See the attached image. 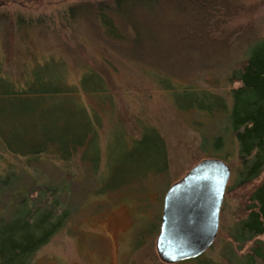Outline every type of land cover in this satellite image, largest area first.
I'll use <instances>...</instances> for the list:
<instances>
[{
    "label": "trees",
    "instance_id": "1",
    "mask_svg": "<svg viewBox=\"0 0 264 264\" xmlns=\"http://www.w3.org/2000/svg\"><path fill=\"white\" fill-rule=\"evenodd\" d=\"M166 1L165 5H174L181 14L180 20L171 24L160 20L157 13L163 7L161 0H74L58 16L64 24L88 20L86 29L103 37L104 41L94 39L103 45L96 58L104 66L106 61L104 70L118 71L116 62L109 58H121L136 69L145 68V73L169 94L176 109L224 117L226 126L221 133L234 148L238 161L234 186L228 188L237 193L239 211L232 232L224 235L233 250L227 246L229 251L225 247L216 257L208 256L212 242L195 257L169 262L159 257L154 243L156 262L264 264V32L256 23L229 28V0ZM18 20V28L35 27L34 22L21 25L20 20L26 19ZM42 28L46 26L37 27ZM161 32L164 37L171 36V46L178 48L175 51L181 50L177 54L171 50V62L190 67L185 78L192 83L179 85L178 79L174 81L176 74L162 66L160 60L170 55L162 53L166 52V39H162ZM181 33L186 36L184 47L180 45ZM1 43L0 26V163L9 159L0 168V264H30L36 251L65 225L72 207L70 202L60 203L59 198H68L73 191L67 174L68 179L63 176L59 183L53 179L28 182L25 175L42 171L44 162L64 172L78 165L85 168L91 193L121 192L148 176L162 175L169 159L162 135L148 125L134 136L115 124L103 143L101 112L112 107L114 95L109 80L97 68L86 65L75 81H68L66 62L51 56L31 63L18 78H12L4 68ZM237 45L243 50L240 59L230 64L220 61ZM199 62L206 68L213 65L214 72L226 73L224 90L194 85L200 78L188 76ZM116 129L118 135L114 137ZM213 135L204 137L206 156L193 165L203 158L217 157L213 144L221 146L222 136L215 139ZM4 196L7 202L2 203Z\"/></svg>",
    "mask_w": 264,
    "mask_h": 264
},
{
    "label": "rangeland",
    "instance_id": "2",
    "mask_svg": "<svg viewBox=\"0 0 264 264\" xmlns=\"http://www.w3.org/2000/svg\"><path fill=\"white\" fill-rule=\"evenodd\" d=\"M73 1L0 0L1 55L6 72H9L12 78H18L31 63L51 56L66 62L69 70L68 81H75L80 70L86 65L97 68L109 80L114 95L112 107L101 112L100 133L103 143L113 132L115 124L121 125L125 134L134 136L139 135L143 125L154 127L165 141L169 166L164 174L148 176L143 182L128 186L126 191L123 189L121 192L97 194L89 191L91 181L84 173L85 168L82 169L83 167L78 165L71 166L69 171L64 172L59 171L55 164L44 162L43 166H40L42 171H35L31 176L25 175L24 178L28 182L37 183L47 180L51 182L52 179L59 183L61 177L67 179L71 177L70 190L73 191L68 198L65 195L59 198L60 203L70 202L72 207L65 225L36 251L30 264H160L156 262L154 243L164 192L167 186L177 181L198 159L206 156L202 147L204 137H210L212 134L215 139L219 135L222 136L219 140L221 146H216L217 142L213 146L214 150L217 149L216 158L225 161L229 166L230 175L219 212L218 233L207 254L216 257L217 252H222L225 247V250L229 251L227 246L230 245L225 242L224 235L226 237L228 231L232 230L235 215L239 211V202L237 203L235 197L237 193L233 188L229 189L234 186L238 161L234 148L225 141L221 133L225 131L226 126L224 117L221 115L206 117L200 115L198 113L200 111L188 113L176 109L169 94L157 86L151 76L145 73V68L136 69L121 58H116L117 60L114 56L109 58L116 62L118 71L109 73L104 70L107 66L106 61L104 66L96 58L97 55H101L103 45L101 46L100 40L101 43L94 39H101V35L97 33L96 37L86 29L88 28L86 23L89 21H83L84 23L71 21L64 24L59 19L58 15L64 7ZM161 2L163 7H160L157 13L160 20L166 24L180 20L181 14L173 7L174 5L170 3L165 5L166 0ZM229 5L232 11L229 28L256 23L264 32V0H229ZM19 17L26 19L20 20L21 25L34 22L35 27L23 25L24 27L18 28L16 24ZM42 24L46 28L38 30L37 27ZM160 34L162 39H166V52L162 53L170 55L168 59L165 56L167 60L165 57V60H160L162 66L168 67L176 74L174 81L175 78L178 79L181 82L179 85L191 82L185 78L190 72V67L176 61L171 62L172 51L177 54L181 50L175 51L178 48L171 46L174 43L171 40L169 42L170 35L164 37L163 32ZM179 37L180 45L183 44L184 47L186 36L181 33ZM242 51L241 46H232L228 55L222 57L220 61L235 63L240 59ZM211 67L214 66L206 68L199 62V66H194L197 69L188 77L200 78L199 82L193 83L196 86H213L217 88L216 91L221 92L227 84L226 73L214 72ZM144 75L146 76L143 77ZM85 101H89L88 97ZM92 104L96 105L95 102ZM117 135L118 129L113 133L114 137ZM112 148L116 152L117 144L114 143ZM8 163L9 159H6L0 163V168H4ZM5 201L7 202L6 196L1 202ZM230 247L233 250L232 246Z\"/></svg>",
    "mask_w": 264,
    "mask_h": 264
},
{
    "label": "water",
    "instance_id": "3",
    "mask_svg": "<svg viewBox=\"0 0 264 264\" xmlns=\"http://www.w3.org/2000/svg\"><path fill=\"white\" fill-rule=\"evenodd\" d=\"M228 177L224 161L205 158L169 185L155 239L161 259L172 262L192 258L213 242Z\"/></svg>",
    "mask_w": 264,
    "mask_h": 264
},
{
    "label": "flooded vegetation",
    "instance_id": "4",
    "mask_svg": "<svg viewBox=\"0 0 264 264\" xmlns=\"http://www.w3.org/2000/svg\"><path fill=\"white\" fill-rule=\"evenodd\" d=\"M160 223V222H159ZM158 227H159V225H158Z\"/></svg>",
    "mask_w": 264,
    "mask_h": 264
}]
</instances>
